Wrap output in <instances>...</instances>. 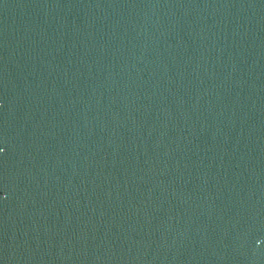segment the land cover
<instances>
[{
  "label": "water",
  "instance_id": "1",
  "mask_svg": "<svg viewBox=\"0 0 264 264\" xmlns=\"http://www.w3.org/2000/svg\"><path fill=\"white\" fill-rule=\"evenodd\" d=\"M0 264H264V0H0Z\"/></svg>",
  "mask_w": 264,
  "mask_h": 264
}]
</instances>
